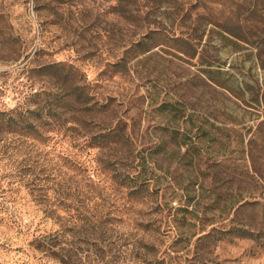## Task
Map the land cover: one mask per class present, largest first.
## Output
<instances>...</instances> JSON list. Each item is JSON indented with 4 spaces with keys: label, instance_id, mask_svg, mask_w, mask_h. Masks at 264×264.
<instances>
[{
    "label": "rangeland",
    "instance_id": "rangeland-1",
    "mask_svg": "<svg viewBox=\"0 0 264 264\" xmlns=\"http://www.w3.org/2000/svg\"><path fill=\"white\" fill-rule=\"evenodd\" d=\"M221 1L0 0V110L47 91L78 122L56 146L0 136V264H61L47 247L69 264H264V0ZM57 63L74 73L39 72ZM127 174L150 193L128 181L127 202Z\"/></svg>",
    "mask_w": 264,
    "mask_h": 264
},
{
    "label": "trees",
    "instance_id": "trees-1",
    "mask_svg": "<svg viewBox=\"0 0 264 264\" xmlns=\"http://www.w3.org/2000/svg\"><path fill=\"white\" fill-rule=\"evenodd\" d=\"M207 1L214 3L218 1L222 2L221 0ZM165 31L166 30H154L153 32L151 31V33H158L159 38L162 39V37H164L165 43L177 47L178 44L176 41L179 39L176 37H170L169 35L165 34ZM236 35L237 37H240L239 33ZM259 48L261 49L262 54H264V44L259 45ZM61 67L62 65L58 63L46 65L40 68L39 72L41 73V75L51 76L56 79L58 77L67 79L70 77V75L74 73L71 67H67L65 68L66 75H64L65 70ZM210 80L214 81L223 88L226 87L225 83L221 84L215 79ZM226 88H229L230 90L232 88L234 94L237 95H239L238 92L241 91V88H239L236 84H234L233 87L230 86ZM60 100L64 99H58L55 94L48 93L47 91H42L41 93H34L29 95L25 104H21L15 108H12L11 110H0V136L11 137L12 140L20 139V141H30L33 143H37L41 146H49L53 142L54 146L59 144L61 145L62 141L68 140L67 137L69 135H72L76 130H78L76 127L78 122L75 116H73V118L71 119L65 118L63 114L64 104L62 106L61 103H59L61 102ZM256 102L258 104H261L264 108V93L260 96V98L256 99ZM70 106L71 104L67 106L66 110H69L68 108ZM117 131V127L109 128V130H106L99 136L91 135L86 140H84L85 142L82 144V146H76H78L79 148H88L90 149V151L91 149L101 148V143L108 140L114 134L116 135ZM115 178L120 181L121 184L119 185L121 189L126 190L127 202H129L128 181L130 188L133 189V191L130 193V195L133 197V200L137 201L138 195H141L142 193H150L149 189H145L144 185L146 183L140 179V174H138V176L136 177H128L127 174L122 178H118L116 176ZM223 232L226 234H235L236 237L241 239H250L257 242L259 240V236L249 229L246 230L243 228L232 226V228L227 231H222V233ZM40 248L41 247H39V249ZM44 252L45 254L51 256L53 259L58 260L61 264H69L67 263V261H65L64 257L61 258L60 254H58V252H55V250L50 247L44 249Z\"/></svg>",
    "mask_w": 264,
    "mask_h": 264
}]
</instances>
